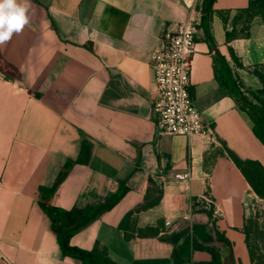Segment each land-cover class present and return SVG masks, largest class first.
<instances>
[{
    "label": "crops",
    "instance_id": "crops-1",
    "mask_svg": "<svg viewBox=\"0 0 264 264\" xmlns=\"http://www.w3.org/2000/svg\"><path fill=\"white\" fill-rule=\"evenodd\" d=\"M250 1L19 0L28 24L0 45V264H81L64 255L57 232L73 227L74 209L103 204L122 184L125 196L72 247L99 243L117 264H175L178 250L184 264H215L192 248L195 238L222 264H253L248 162L264 168V144L224 84L228 70L242 91L262 87L253 72L264 74V20L254 18L249 38L227 39ZM181 23L195 29L190 94L210 133L161 136L151 59ZM207 193L212 218L199 211Z\"/></svg>",
    "mask_w": 264,
    "mask_h": 264
},
{
    "label": "built area",
    "instance_id": "built-area-1",
    "mask_svg": "<svg viewBox=\"0 0 264 264\" xmlns=\"http://www.w3.org/2000/svg\"><path fill=\"white\" fill-rule=\"evenodd\" d=\"M195 54V29L189 23L167 28L154 51L151 66L154 73L157 97L152 106L158 135H205L210 129L190 94L193 57ZM187 182L190 174L177 175ZM202 209L214 212V201L207 193L199 200Z\"/></svg>",
    "mask_w": 264,
    "mask_h": 264
},
{
    "label": "trees",
    "instance_id": "trees-1",
    "mask_svg": "<svg viewBox=\"0 0 264 264\" xmlns=\"http://www.w3.org/2000/svg\"><path fill=\"white\" fill-rule=\"evenodd\" d=\"M214 0H212L213 2ZM256 16H260L264 20V0H251L250 5L246 9L239 10L237 15L234 18V29L232 32H227V39L230 42L233 39L237 38H249L250 37V29L251 24ZM242 66V64H239ZM261 81L262 87L258 90L254 91H242L236 81L233 80L229 71L227 70V75H225L224 84L230 89L232 95L240 105L241 109L246 112L253 124V131L257 138L264 144V74L258 70H254L253 72ZM250 96L258 102L257 104L250 100ZM87 153V144L83 143L82 156ZM235 162L238 165H242L241 161H238L236 157ZM86 162L81 157L78 161H69L61 170L59 177L57 179L56 184L52 189L49 190L51 194H55L60 186L65 182L68 178L73 165L76 163ZM248 166L253 169L255 172L264 176V168L260 163L257 162H248ZM128 192V188L124 187L122 184L119 191L110 196L103 204L92 207L83 211L74 209L72 211L73 214L76 215L75 223L73 227L64 231H58V239L60 245L62 247L63 253L66 256H70L74 259H78L81 261V264H117L112 261L107 254V251L101 248L100 244L97 243L92 251H83L80 249H75L71 246L70 240L72 236L86 227L90 222L95 220L99 215L111 210L114 208L120 200L125 196ZM199 211H204L212 218L213 211H208L206 209H200ZM196 233V232H195ZM210 237H206V242H210ZM185 242L183 250L187 249ZM190 243V242H189ZM193 249L198 250H206L211 252L213 255V259L215 264H222L219 255L208 247L201 245L194 238L192 243ZM185 253L181 251L176 252V261L175 264H184L185 258L188 256H184ZM188 255V254H187ZM153 264H170V261L163 262H155Z\"/></svg>",
    "mask_w": 264,
    "mask_h": 264
},
{
    "label": "rangeland",
    "instance_id": "rangeland-1",
    "mask_svg": "<svg viewBox=\"0 0 264 264\" xmlns=\"http://www.w3.org/2000/svg\"><path fill=\"white\" fill-rule=\"evenodd\" d=\"M258 103L253 96L249 97ZM253 180L254 197L248 203V240L253 264H264V176L250 171Z\"/></svg>",
    "mask_w": 264,
    "mask_h": 264
},
{
    "label": "clouds",
    "instance_id": "clouds-1",
    "mask_svg": "<svg viewBox=\"0 0 264 264\" xmlns=\"http://www.w3.org/2000/svg\"><path fill=\"white\" fill-rule=\"evenodd\" d=\"M27 11V2L0 0V45L10 41L14 33H20L28 24Z\"/></svg>",
    "mask_w": 264,
    "mask_h": 264
},
{
    "label": "water",
    "instance_id": "water-1",
    "mask_svg": "<svg viewBox=\"0 0 264 264\" xmlns=\"http://www.w3.org/2000/svg\"><path fill=\"white\" fill-rule=\"evenodd\" d=\"M213 237H214V240L217 241V235H216V232L215 231L213 232Z\"/></svg>",
    "mask_w": 264,
    "mask_h": 264
}]
</instances>
